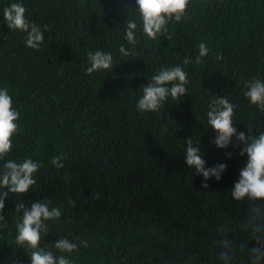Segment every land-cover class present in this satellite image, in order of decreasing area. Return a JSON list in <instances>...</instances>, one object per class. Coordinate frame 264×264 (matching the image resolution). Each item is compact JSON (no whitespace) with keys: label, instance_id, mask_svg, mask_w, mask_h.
Instances as JSON below:
<instances>
[{"label":"trees","instance_id":"1","mask_svg":"<svg viewBox=\"0 0 264 264\" xmlns=\"http://www.w3.org/2000/svg\"><path fill=\"white\" fill-rule=\"evenodd\" d=\"M13 2L44 31L39 50L4 21ZM128 20L138 26L135 46L125 38ZM169 29L171 40L149 39L136 0H0V88L10 90L22 129L0 172L9 159L43 162L27 193L0 189L8 192L0 264H31L32 250L16 243L23 215L16 205L49 200L62 215L47 222L40 246L60 255L57 239L87 240L71 254L74 264H264L252 252L264 247V201L231 195L247 160L244 145L233 136L229 147H217L207 122L210 102L227 96L238 105V132H264V112L244 96L246 81L264 80V0H190L187 18ZM200 42L210 51L184 69L188 93L159 111L138 110L152 76L188 55L194 60ZM122 44L129 56L120 54ZM96 50L112 53L113 66L89 74L88 53ZM187 138L206 167L227 165L207 188L185 163ZM59 155L62 168L51 163Z\"/></svg>","mask_w":264,"mask_h":264},{"label":"clouds","instance_id":"2","mask_svg":"<svg viewBox=\"0 0 264 264\" xmlns=\"http://www.w3.org/2000/svg\"><path fill=\"white\" fill-rule=\"evenodd\" d=\"M139 15L142 20V31L149 39H155L158 35L168 34L167 38L172 39L169 34L170 23H180L188 16L190 0H136ZM26 8L22 3L13 2L3 9V18L9 29L27 33L26 45L29 48L39 50L45 40L44 31L40 26L30 23L26 19ZM137 23L135 20H128L125 29V38L128 44H137L136 32ZM44 29L50 31L47 24ZM209 47L205 42L198 44V55L184 57L182 65L162 68L153 75L151 82L143 87V95L137 102V109L141 112L159 111L165 101L171 97L179 100L188 93L189 73L184 69L193 64H201L203 58L209 55ZM122 56H129L131 50L123 44L119 48ZM218 59L222 57L217 54ZM90 67L89 74L99 70H109L113 66V55L110 52L96 50L88 53ZM7 87L0 88V159H3L13 149V137L18 135L22 129L18 121L21 118L20 112L13 106V97L9 94ZM244 96L252 105L264 112V80L253 78L245 82ZM238 105L229 101L227 96L213 99L207 111L208 125L217 133L212 141L217 147L226 149L232 144V137L241 142L244 147L240 155L247 154L245 166L239 173V179L234 184L231 195L236 201L261 200L264 201V132L259 136L247 135L234 127L233 117ZM251 132V128L249 129ZM185 150V163L202 175L204 183L202 187L207 188V181L215 177L217 181L222 178V173L227 165L219 163L214 167H206V161L200 154V148L194 145L193 138H187ZM229 158L231 154H228ZM64 156H54L51 163L62 168ZM43 167L42 161L26 158L21 162L9 159L3 165L0 172V189H7L11 193L25 194L37 183L34 174ZM8 192L0 191V221H4L3 211L5 209L4 198ZM99 193H93L92 199L98 200ZM51 201H36L26 207L23 202L16 205V212H22V222L17 223L16 243L20 246H27L31 249V264H74L70 258L71 254L78 252L80 247H88L89 242L83 239H68L61 237L56 240L54 251L40 246L42 236L48 232V221L58 220L62 213L58 207L50 206ZM74 203V202H73ZM260 241L261 237H257ZM252 252L256 259L264 258V247H253ZM68 254V255H65ZM220 258L227 260L228 253L221 252Z\"/></svg>","mask_w":264,"mask_h":264}]
</instances>
